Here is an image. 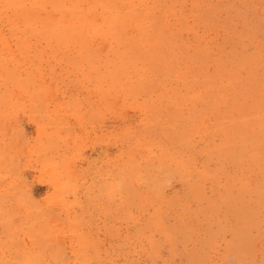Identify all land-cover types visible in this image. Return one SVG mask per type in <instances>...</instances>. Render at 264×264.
<instances>
[{
    "label": "rangeland",
    "instance_id": "obj_1",
    "mask_svg": "<svg viewBox=\"0 0 264 264\" xmlns=\"http://www.w3.org/2000/svg\"><path fill=\"white\" fill-rule=\"evenodd\" d=\"M0 264H264V0H0Z\"/></svg>",
    "mask_w": 264,
    "mask_h": 264
},
{
    "label": "bare ground",
    "instance_id": "obj_2",
    "mask_svg": "<svg viewBox=\"0 0 264 264\" xmlns=\"http://www.w3.org/2000/svg\"><path fill=\"white\" fill-rule=\"evenodd\" d=\"M4 1H5V0H4ZM21 1H22V0H21ZM24 2H25V1H24ZM8 3H9V2H8ZM20 3H21V2H20ZM20 3H19V4H20ZM67 3H69V1H68ZM10 5H11V4H10ZM69 6H70V5H69ZM71 6H72V4H71ZM178 6H179V5H178ZM7 7H8V6H7ZM19 7H20V6H19ZM58 7H59V6H58ZM58 7H57V8H58ZM66 7H68V6H66ZM10 8H11V7H10ZM36 8H37V7H36ZM61 8H62V7H61ZM68 8H69V7H68ZM75 8L77 9V7H75ZM59 9H60V8H59ZM73 9H74V7H73ZM12 10H13V9H12ZM14 10H15V9H14ZM14 10H13V11H14ZM33 10H34V9H33ZM62 10H64V8H63ZM62 10H61V11H62ZM69 10H70V9H69ZM23 11H24V10H23ZM23 11H22V12H23ZM65 11H66V10H65ZM14 12H15V11H14ZM22 12H21V13H22ZM66 12H67V11H66ZM25 14H26V13H25ZM25 14H23V16H25ZM63 14H64V13H63ZM68 14H69V13H68ZM18 15H19V14H18ZM26 15H27V14H26ZM65 15H66V14H65ZM65 15H64V16H65ZM23 16H22V18H23ZM52 16H53V15H52ZM26 17H27V16H26ZM38 17H39V16H38ZM34 18H35V17H34ZM167 18H168V17H167ZM39 19H40V18H39ZM64 19H65V18H64ZM68 19H70V21H71V18H68ZM98 20H99V19H98ZM12 22H13V21H12ZM28 22H29V20H28ZM98 22H99V21H98ZM34 23H35V22H34ZM86 25H87V24H86ZM16 26H17V25H16ZM21 27H22V26H21ZM88 27H89V26H88ZM23 30H24V29H23ZM50 30H51V29H50ZM21 31H22V30H21ZM64 35H65V34H64ZM23 37H24V35H23ZM30 39H31V38H30ZM34 39H35V38H34ZM94 39H95V38H94ZM137 41H138V40H137ZM179 43H180V42H179ZM132 45H133V44H132ZM136 47H137V46H136ZM201 50H202V49H201ZM194 52H195V51H194ZM140 54H141V53H140ZM193 59H194V58H193ZM124 75H125V74H124ZM174 80H175V79H174ZM178 81H179V80H178ZM224 104H225V103H224ZM219 106H220V105H219ZM212 111H213V110H212ZM202 118H203V117H202ZM202 125H203V124H202ZM179 132H180V131H179ZM175 134H176V133H175ZM255 135H256V134H255ZM260 136H261V135H260ZM194 147H195V146H194ZM163 169H164V168H163ZM238 173H239V172H238ZM187 177H188V176H187Z\"/></svg>",
    "mask_w": 264,
    "mask_h": 264
}]
</instances>
